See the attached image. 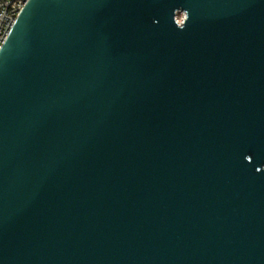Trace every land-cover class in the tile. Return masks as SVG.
<instances>
[{
	"label": "water",
	"instance_id": "1",
	"mask_svg": "<svg viewBox=\"0 0 264 264\" xmlns=\"http://www.w3.org/2000/svg\"><path fill=\"white\" fill-rule=\"evenodd\" d=\"M0 264H264V0H30Z\"/></svg>",
	"mask_w": 264,
	"mask_h": 264
},
{
	"label": "built area",
	"instance_id": "2",
	"mask_svg": "<svg viewBox=\"0 0 264 264\" xmlns=\"http://www.w3.org/2000/svg\"><path fill=\"white\" fill-rule=\"evenodd\" d=\"M30 0H0V50Z\"/></svg>",
	"mask_w": 264,
	"mask_h": 264
},
{
	"label": "rangeland",
	"instance_id": "3",
	"mask_svg": "<svg viewBox=\"0 0 264 264\" xmlns=\"http://www.w3.org/2000/svg\"><path fill=\"white\" fill-rule=\"evenodd\" d=\"M186 17V14L185 13H179L178 14V20L180 21V22H182L183 20H184V18Z\"/></svg>",
	"mask_w": 264,
	"mask_h": 264
}]
</instances>
